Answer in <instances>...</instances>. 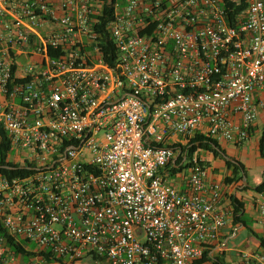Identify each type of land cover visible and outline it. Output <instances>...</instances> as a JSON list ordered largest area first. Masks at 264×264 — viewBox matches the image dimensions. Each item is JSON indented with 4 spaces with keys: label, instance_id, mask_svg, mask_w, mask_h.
Listing matches in <instances>:
<instances>
[{
    "label": "built area",
    "instance_id": "2783aa9c",
    "mask_svg": "<svg viewBox=\"0 0 264 264\" xmlns=\"http://www.w3.org/2000/svg\"><path fill=\"white\" fill-rule=\"evenodd\" d=\"M100 16V0H0V131L28 170L0 175V224L34 254L0 235V264H195L224 248L223 184L175 145L250 139L264 0H120L104 31ZM177 154L186 192L166 176ZM255 204L264 222V193Z\"/></svg>",
    "mask_w": 264,
    "mask_h": 264
},
{
    "label": "trees",
    "instance_id": "16d2710c",
    "mask_svg": "<svg viewBox=\"0 0 264 264\" xmlns=\"http://www.w3.org/2000/svg\"><path fill=\"white\" fill-rule=\"evenodd\" d=\"M120 0H100L101 2V16H100V29L101 31H104V28L106 24L112 19L113 17V9L114 4ZM237 11H240V9H237ZM106 38V45L104 46V59L106 62H108L110 65H113L114 59H115V48L114 43L108 39V36L105 34ZM254 133V127L252 129L251 135ZM0 175L7 176L9 178L11 177H18V176H24L28 173V170L20 168V164L14 163L9 161V154L11 153V144L6 135L3 131H0ZM182 148V150H187L188 158L192 159L194 156H196L197 161L200 164H204L205 166H209V162L205 160L204 157L200 155V152H204L208 155H210L214 160H220L223 163V166L227 172V174L224 176L223 181L221 184L224 185H235V184H241L242 191L247 190H253L256 193H264V175L262 178V181L257 186L250 188L249 186L242 185L243 177H247L246 175V169L245 165L240 162L239 160L230 157L226 151L221 147V144L218 142L202 137V136H196L188 141V143L185 146L175 145ZM220 150L223 154L230 157L232 160L236 161L238 164H235L231 161H228L225 159L215 147ZM258 152L261 159L264 160V126L261 131L259 140H258ZM182 158H180V161ZM207 163H206V162ZM168 169H170L171 172V165H168ZM187 168L186 166H182L178 169H172L171 176H175L177 173L182 172L184 169ZM230 202L232 206V215H233V222L235 223H242L245 227H247L246 222L244 221V207H245V201L237 197L236 195L230 196ZM255 237L257 238L260 247L264 249V238L261 236L256 235L253 233ZM0 235L4 236L7 239V247L10 252H12L15 256H22V257H32L34 254L24 249L21 243L17 242L14 238L7 235L6 231L0 224ZM211 262L212 264H222L218 261L217 258L215 260H212L210 256H208L207 253L204 254V256L198 260L195 264H204Z\"/></svg>",
    "mask_w": 264,
    "mask_h": 264
},
{
    "label": "crops",
    "instance_id": "0c3cea01",
    "mask_svg": "<svg viewBox=\"0 0 264 264\" xmlns=\"http://www.w3.org/2000/svg\"><path fill=\"white\" fill-rule=\"evenodd\" d=\"M259 118L262 119V123L264 125V110L259 112L257 119ZM257 119L254 124V133L252 134V137L247 142H250L252 138L254 137V134L257 129ZM257 150H258V143H257ZM200 153H203V152H200ZM210 157L205 158V160L209 162V166L207 167L209 171V180L211 182L222 183L224 176L227 174L223 166V163L221 161L218 162L217 160L214 161V159ZM182 164H183V160L180 161V157L177 154L175 159L171 162V172H170V169H167L166 176L170 177V175L172 174V169H178L182 166ZM180 173L181 172L177 173L175 176H171V178L169 179L177 183V187H179L180 191L186 192L188 190L187 181L177 182L178 180L177 178L179 177ZM263 175H264V166L261 169H259L256 175L253 174V176H251L254 187L261 183ZM242 185L248 186L247 177H246V183H244V180H243ZM223 188H224V191H223V196H222V201H221V207L223 209H225L226 211L232 212L230 196L236 195L237 197H240L245 201L244 214H247L249 210L251 209L258 212L257 206L255 204V195H256L255 191L253 190H251V192L250 190L242 191L241 190L242 186L241 185L239 186V184H235V185H224L223 184ZM244 221L246 222L247 227H245L241 222L240 223L233 222V215H232V217L227 222L225 228L222 230V233L220 236V246L224 245V247H226L228 241L231 238L236 237L239 232H244V231L247 232L248 229H251L253 233L264 238V222L259 212H258V216L254 217L253 220H247L244 218ZM216 254H223L224 256H228L229 251L225 250L224 248L221 249L217 246L211 258H216L215 257ZM236 256H237L236 260L232 264H259V257L260 256L264 257V249L260 247L257 238L254 237V241L248 246V248L244 252L240 254L238 253Z\"/></svg>",
    "mask_w": 264,
    "mask_h": 264
},
{
    "label": "rangeland",
    "instance_id": "374dc122",
    "mask_svg": "<svg viewBox=\"0 0 264 264\" xmlns=\"http://www.w3.org/2000/svg\"><path fill=\"white\" fill-rule=\"evenodd\" d=\"M263 126L264 125L262 123V119L261 118L257 119V129H256V132L254 134V137L252 138V140L250 142L244 143L240 147H235L231 144H221V147L226 151V153L230 157H233V158L239 160L240 162H242L245 165L246 175H247V179H248V186L250 188L254 187L253 186V180H252L251 176H253V174L256 175V173L259 171V169H261L264 166V161H263V159L260 158V156L258 154V150H257V143H258L260 133L263 129ZM200 155L204 158L210 157V155L208 156V154H206L204 152L200 153ZM15 156H17L16 153L11 152L9 154V158H8L9 161H15V160L21 159V156L20 157L17 156V158ZM216 160H214V161H216ZM217 161L219 162L220 160H217ZM177 179H178L177 182H179V181H185L186 182L188 179V173L186 171L181 172ZM169 181L173 186L177 187V183L175 181L173 182V181H171V179H169ZM240 185L241 184H239V186ZM177 188L179 189V187H177ZM250 192H251V190H250ZM256 216H258V212L251 209V210H249V212L247 214H244L243 218H245L247 220H253V218ZM254 237H255V235L253 234L251 229H248L247 232H245V231L239 232L237 234V236L231 238L228 241L227 246L224 247L225 250L229 251V255L224 256L223 254H216L215 257L222 264L234 263L236 260V257H237L236 255L238 253L240 254V253L244 252L248 248V246L254 241ZM212 260H215V258H212ZM206 264H212V263L208 262Z\"/></svg>",
    "mask_w": 264,
    "mask_h": 264
},
{
    "label": "water",
    "instance_id": "95a60500",
    "mask_svg": "<svg viewBox=\"0 0 264 264\" xmlns=\"http://www.w3.org/2000/svg\"><path fill=\"white\" fill-rule=\"evenodd\" d=\"M215 147V146H214ZM216 148V147H215ZM217 149V148H216ZM218 150V149H217ZM218 152L225 158L227 159L228 161H231L235 164H238L236 161L232 160L230 157L226 156L225 154H223L220 150H218ZM243 180H244V183H246V177L244 176L243 177Z\"/></svg>",
    "mask_w": 264,
    "mask_h": 264
}]
</instances>
